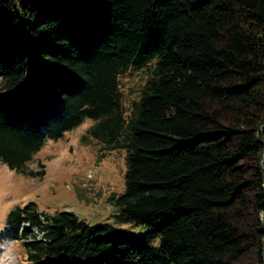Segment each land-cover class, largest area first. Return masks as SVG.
Instances as JSON below:
<instances>
[{
    "label": "trees",
    "instance_id": "1",
    "mask_svg": "<svg viewBox=\"0 0 264 264\" xmlns=\"http://www.w3.org/2000/svg\"><path fill=\"white\" fill-rule=\"evenodd\" d=\"M85 119L126 153L115 220L148 231L29 203L5 225L29 264H264V0H0V162L43 178Z\"/></svg>",
    "mask_w": 264,
    "mask_h": 264
},
{
    "label": "rangeland",
    "instance_id": "2",
    "mask_svg": "<svg viewBox=\"0 0 264 264\" xmlns=\"http://www.w3.org/2000/svg\"><path fill=\"white\" fill-rule=\"evenodd\" d=\"M147 76L146 68L138 66L121 77L128 109L138 100ZM93 124V119H85L62 139L47 141L29 164L34 171L40 169V164L45 165L43 178L24 176L0 162V264H29L24 242L8 238L5 226L12 210L29 203L49 215L69 212L91 226L109 223L122 232L146 235L145 226L119 223L114 218L118 208L109 199L125 191L126 153L108 151L88 136L87 130ZM152 244L159 248L160 239Z\"/></svg>",
    "mask_w": 264,
    "mask_h": 264
}]
</instances>
